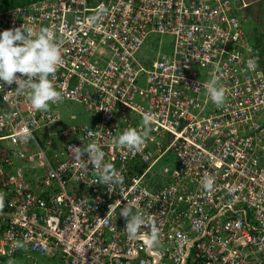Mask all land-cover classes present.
<instances>
[{"label": "built area", "instance_id": "1", "mask_svg": "<svg viewBox=\"0 0 264 264\" xmlns=\"http://www.w3.org/2000/svg\"><path fill=\"white\" fill-rule=\"evenodd\" d=\"M255 1L38 0L0 10V32L49 27L62 54L50 76L62 99L47 110L31 106L29 89L0 84V264H264V69L236 14ZM214 78L222 106L207 94ZM63 102L90 120L71 114L63 125ZM145 112L155 118L146 143L117 147ZM90 143L122 183L97 182L87 156L74 157ZM126 203L146 217L135 240L119 215Z\"/></svg>", "mask_w": 264, "mask_h": 264}, {"label": "clouds", "instance_id": "2", "mask_svg": "<svg viewBox=\"0 0 264 264\" xmlns=\"http://www.w3.org/2000/svg\"><path fill=\"white\" fill-rule=\"evenodd\" d=\"M62 63V54L56 40V34L49 27H43L38 34H34L30 27L9 28L0 32V84H17V90L29 89L31 106L36 110H47L50 103L62 99L61 93L56 89L50 76L53 75ZM249 70L257 67L255 59L247 61ZM20 74V75H17ZM26 76L27 78H21ZM207 94L211 101L222 106L225 103L226 93L223 86L214 78L206 85ZM7 100V98H4ZM154 116L145 112L142 116V128H126L119 134L114 143L117 147L139 150L149 138L154 124ZM73 155L76 159L87 156V160L94 168L97 182L112 187L122 183L119 173L111 163L105 162V152L96 143L74 146ZM214 179L205 177L204 186L211 188ZM120 216L126 218L125 231L131 240L140 235L145 226L146 217L139 211L133 212L127 203L120 210ZM157 230L153 226L151 243L155 244Z\"/></svg>", "mask_w": 264, "mask_h": 264}, {"label": "rangeland", "instance_id": "3", "mask_svg": "<svg viewBox=\"0 0 264 264\" xmlns=\"http://www.w3.org/2000/svg\"><path fill=\"white\" fill-rule=\"evenodd\" d=\"M236 14L243 22L246 36L255 48L258 62L264 69V0H258L244 9H238ZM64 120L68 123H74L69 116L75 114L78 117L77 122L90 120L85 108L74 102H63L59 106ZM64 125V124H63ZM34 261L32 256H22L12 259L8 264H49L41 258Z\"/></svg>", "mask_w": 264, "mask_h": 264}, {"label": "trees", "instance_id": "4", "mask_svg": "<svg viewBox=\"0 0 264 264\" xmlns=\"http://www.w3.org/2000/svg\"><path fill=\"white\" fill-rule=\"evenodd\" d=\"M33 1H38V0H0V10L28 4Z\"/></svg>", "mask_w": 264, "mask_h": 264}, {"label": "crops", "instance_id": "5", "mask_svg": "<svg viewBox=\"0 0 264 264\" xmlns=\"http://www.w3.org/2000/svg\"><path fill=\"white\" fill-rule=\"evenodd\" d=\"M257 1H258V0H256L255 2H257ZM255 2H254V3H255ZM254 3H253V4H254ZM66 124H68V123L64 120V125H66Z\"/></svg>", "mask_w": 264, "mask_h": 264}]
</instances>
